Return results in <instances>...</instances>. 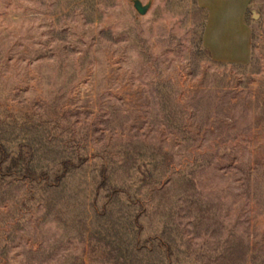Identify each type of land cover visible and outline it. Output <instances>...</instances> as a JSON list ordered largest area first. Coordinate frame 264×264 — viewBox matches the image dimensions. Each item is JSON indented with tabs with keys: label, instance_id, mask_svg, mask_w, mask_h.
I'll return each mask as SVG.
<instances>
[{
	"label": "rangeland",
	"instance_id": "1",
	"mask_svg": "<svg viewBox=\"0 0 264 264\" xmlns=\"http://www.w3.org/2000/svg\"><path fill=\"white\" fill-rule=\"evenodd\" d=\"M150 1L0 0V143L77 164L0 176V264H264V0L243 64Z\"/></svg>",
	"mask_w": 264,
	"mask_h": 264
},
{
	"label": "crops",
	"instance_id": "2",
	"mask_svg": "<svg viewBox=\"0 0 264 264\" xmlns=\"http://www.w3.org/2000/svg\"><path fill=\"white\" fill-rule=\"evenodd\" d=\"M252 0H198L206 9L202 45L215 61L243 64L251 54L246 11Z\"/></svg>",
	"mask_w": 264,
	"mask_h": 264
},
{
	"label": "trees",
	"instance_id": "3",
	"mask_svg": "<svg viewBox=\"0 0 264 264\" xmlns=\"http://www.w3.org/2000/svg\"><path fill=\"white\" fill-rule=\"evenodd\" d=\"M206 11V9H205ZM32 151L29 149L25 150L22 146H19V149L16 154L10 153L6 147L0 143V176L6 177L17 173L25 179L29 180H41L48 181L51 183L58 184L62 178L65 176L67 171L75 167L77 164L70 159H63L60 162V168L58 172L50 175L46 170H35L31 166L32 161ZM20 168V169H19ZM106 167L101 169V182L100 185H104L107 176L105 175ZM120 189H115L114 192H120ZM166 246V252H169V246Z\"/></svg>",
	"mask_w": 264,
	"mask_h": 264
},
{
	"label": "water",
	"instance_id": "4",
	"mask_svg": "<svg viewBox=\"0 0 264 264\" xmlns=\"http://www.w3.org/2000/svg\"><path fill=\"white\" fill-rule=\"evenodd\" d=\"M134 8L139 14H145L151 5V1L143 3L141 0H131Z\"/></svg>",
	"mask_w": 264,
	"mask_h": 264
}]
</instances>
